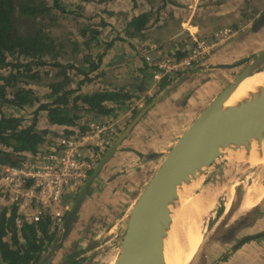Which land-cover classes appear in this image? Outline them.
<instances>
[{
	"label": "crops",
	"instance_id": "obj_1",
	"mask_svg": "<svg viewBox=\"0 0 264 264\" xmlns=\"http://www.w3.org/2000/svg\"><path fill=\"white\" fill-rule=\"evenodd\" d=\"M76 1L86 4L84 0ZM119 2L112 5L118 6ZM143 4L138 0H123L120 6L129 11L121 13L114 12L108 0L94 4L97 9L92 15L90 30L97 33L92 35L99 43L97 45L92 39L89 60L96 61L97 56L103 54L99 69L90 75L92 81L86 88L91 91L115 88L132 95L136 103L124 107L125 111L120 115L124 119H120V124L127 119L128 124L142 109L141 105L166 94L145 113L105 165L79 211L77 223L50 264H80L90 248L84 245L88 240L85 237L90 233L89 226H100L102 220L109 218V209L120 210L119 200L128 202L126 208L131 210L154 162L169 152L209 104L206 102L208 96L212 100L228 85L213 81L214 77L222 76L224 68L221 67L255 57L264 50V26L257 32L251 31L253 23L264 12V0H157L153 6ZM142 14L147 15L148 22L139 34H135L131 23ZM117 17L122 20L115 25ZM86 20L80 17L76 22ZM230 27L234 29L233 36L214 49L208 65L188 69L178 77L154 84L143 59L144 52L156 47L163 55H178L193 45L192 36L211 39L218 29ZM62 51L63 60H78L71 54V49ZM93 51L97 53L92 55ZM71 128L59 126V134ZM250 171L229 185L227 181L223 189L228 196L216 213L210 232L214 238L222 239L216 248L227 246L228 249L220 250L217 260L212 258L206 264H264V164L259 165L254 174ZM124 216L127 218L126 214ZM121 222L122 219L114 226H122ZM229 234L233 241L226 242ZM259 234L260 237L235 247L243 238ZM108 238L103 239L104 244L108 243ZM202 246L206 247L208 243H203L201 235L196 247L182 257L180 264H193Z\"/></svg>",
	"mask_w": 264,
	"mask_h": 264
},
{
	"label": "trees",
	"instance_id": "obj_2",
	"mask_svg": "<svg viewBox=\"0 0 264 264\" xmlns=\"http://www.w3.org/2000/svg\"><path fill=\"white\" fill-rule=\"evenodd\" d=\"M59 1L52 3L58 7ZM42 13L34 7L20 6L15 0H0V167L19 165L23 155L35 156L50 145L55 135L48 128H41L40 123L70 126L75 131L66 132L68 135L81 134L89 121L110 122L125 111L126 105L136 103L132 95L121 89L87 90L92 81L90 75L99 69L103 54L96 61L89 60V53L80 54L83 49L89 52L92 39L98 45L91 35H97L94 30L90 33L86 27L82 28L75 40L65 38L59 43V51L71 49L70 53L79 59L58 64L55 41L34 28L36 17ZM146 16L142 14L132 21L135 34L147 24ZM44 66L61 71L59 80L48 83L49 92L39 99L30 87L45 77V72L40 75ZM33 106L36 107L31 119L23 122L21 111ZM15 217L12 210L7 216L6 209L0 207V264H37L57 238L58 229L52 232L50 221L43 219L36 226L23 222L18 231Z\"/></svg>",
	"mask_w": 264,
	"mask_h": 264
},
{
	"label": "water",
	"instance_id": "obj_3",
	"mask_svg": "<svg viewBox=\"0 0 264 264\" xmlns=\"http://www.w3.org/2000/svg\"><path fill=\"white\" fill-rule=\"evenodd\" d=\"M263 26L264 12L253 23L251 31L257 32ZM241 63H245V67L210 101L177 139L164 156L156 173L136 198L127 216L114 264H167L165 256L170 216L172 210L179 204L178 195L186 186V181L201 171L204 172L206 168L203 169L204 166H209L211 161L218 159L222 152L232 148L236 142L244 141L250 134L264 133V93H251L232 105H226L240 87L241 82L263 66L264 50L255 57L221 68L236 67ZM164 94L166 92L148 104H144V107L105 151L73 200L58 229L57 238L42 254L37 264H50L77 223L79 211L105 165L133 127ZM245 167L244 170L250 168L247 165ZM260 236L261 234L243 238L235 247L248 239ZM214 239L222 242V239H218L217 236ZM227 240L225 241H233L232 234H229ZM200 264H206L205 258L201 257Z\"/></svg>",
	"mask_w": 264,
	"mask_h": 264
},
{
	"label": "built area",
	"instance_id": "obj_4",
	"mask_svg": "<svg viewBox=\"0 0 264 264\" xmlns=\"http://www.w3.org/2000/svg\"><path fill=\"white\" fill-rule=\"evenodd\" d=\"M233 34L231 28H221L211 39L191 35L193 45L178 55H163L156 47L144 52L152 81L157 85L188 69L204 66L210 53ZM116 121H89L85 132L61 136L54 147L48 146L35 156L23 155L19 165L0 167V207L6 209L7 216L11 210L15 213L18 231L23 222L36 226L43 219L50 221L52 232L59 229L70 208L68 203L117 137L118 134L113 138L120 124V120Z\"/></svg>",
	"mask_w": 264,
	"mask_h": 264
},
{
	"label": "rangeland",
	"instance_id": "obj_5",
	"mask_svg": "<svg viewBox=\"0 0 264 264\" xmlns=\"http://www.w3.org/2000/svg\"><path fill=\"white\" fill-rule=\"evenodd\" d=\"M108 1H109L110 5H112L114 2L118 3V0H108ZM119 1L120 2L118 4V6H116L117 4L111 6L113 11L114 12L118 11V13H121L122 11L128 12L129 11L128 9H125V7L123 8L122 6H120L121 2L123 3V0H119ZM138 1H140V4L144 3L143 5L153 6L156 4L157 0H138ZM15 2L17 4H19L20 6L23 5L24 7H26V6L27 7H34L35 10L39 11V13H41L43 11V13L41 15H38L36 17V19H35L36 24L34 25V28H35V30L41 31L42 35L48 36L55 41L56 48H57L56 54L58 57L56 61L60 65H66L67 64L66 62L70 61V60H63V57L61 56L63 54V51L62 50L59 51V43H61L65 38H67V40L68 39L71 40L72 38L75 40V37L78 36V33H79L78 31H81V29H82V28H80L81 26L83 28L86 27L87 32H90L91 31L90 27L92 26L91 20L94 18L92 15L95 14L94 11L97 9L96 6H94L95 3H93V1H90V0L84 1L83 3H86L85 5L81 4L82 2H80V1L77 2L76 0H60L58 7H55L53 5L52 0H15ZM120 16H122V15H120ZM80 17L82 19L89 20V22H87V20L85 22H82V21L76 22V19H78ZM120 20H122L121 17H117V20L115 21V25L119 24L118 21H120ZM121 22H123V21H121ZM231 29L234 31L233 28H231ZM91 35H92V33H91ZM202 39H204V38H202ZM68 50H70V49H68ZM89 52H90V50H89ZM89 52H88V49H85V50L83 49L80 52V54H82L83 56H86V55H88ZM212 53L213 52H211L208 57H210L212 55ZM83 56H81V57L83 58ZM59 57H60V59H59ZM65 57L69 58L68 56H65ZM76 57H78V59H79L78 55ZM11 60H12V58H11ZM205 65H208V62ZM245 65H246L245 63H241L239 66H236V67L224 68L223 72H221L222 76H218L216 78L214 77L213 81H223V82H226L229 84L236 77V75H238L241 72V70L245 67ZM261 69H264V64L261 68H259V70H261ZM47 70L49 72H46ZM59 71H61L60 68L51 67V68L47 69L45 66L42 67L40 75L44 76V72H45L46 73L45 77L42 78V81L39 82V84H33L30 87L34 92L35 97L42 99L49 92V89L47 88V84L52 83L57 79L59 80V75H58ZM66 73H68V70H66ZM178 76H180V75H178ZM207 80L210 81V78H207ZM73 84H75V80H73ZM21 86L27 87L24 84H22ZM204 86L207 87V85H204ZM210 100H211V97L208 96L206 102L210 103ZM35 107L36 106L27 107V109L25 111H21L22 112L21 116H22L23 122L26 121L28 123V119H31V113L33 112ZM122 117L123 116L119 115V117H118L119 119H117V121L115 120L116 118L111 120V121H116L118 123V121ZM123 119H124V117H123ZM123 121L124 122L122 124H120L119 126H117L116 129L114 130L115 132L113 133V138L117 134L119 135L123 131V129H125V127L127 126L126 124H127L128 119L126 121L125 120H123ZM40 127L41 128L45 127L43 129L48 128L51 131V133H54V135H55V137L53 138L54 140H52V142H51L52 144L50 143L51 145L49 147H54L56 145V140L59 137L68 135L67 133H65V131H68V132L75 131V129H72V128L69 130L65 129L64 131H61L59 134V126H54L53 128H51V127L49 128L45 123H40ZM235 148H238V147L236 146ZM233 150H234V147L230 148L229 150H227L228 153L226 152L225 154H223L221 156V159L211 161L210 166L206 167L204 169L205 174L207 172V176H205L204 179L201 180L200 182L196 183L197 185L200 186V189L203 188L204 186H207L209 183H210V185L213 184V182L211 180L214 179L216 175H217L218 180L222 182V187L224 189V187L226 185V181H227V179H225V178L227 176H229L230 174H232L235 171V169H237L238 172L236 173L235 177L229 181L228 185L233 180H235L236 178H238L240 176L247 175L250 170H251L250 173H252V174H254L255 171L259 170V165H256L258 163H255L253 161L252 156L243 155L242 156L243 158H242L240 156L235 155ZM164 156L165 155H162L159 158V161L154 162V166L151 168V173L149 174V176L144 181V187L149 182V180L153 177V175L156 173L157 169L159 168L161 162L164 159ZM247 157H250L249 163L251 165H254V166H251L249 169L244 170L246 168L245 163H239V162H241L242 160H244ZM222 167H223V169L221 170ZM254 169H256V170H254ZM139 180L140 179L138 178V181ZM93 189L97 190V188L95 189L94 187H93ZM196 192H199V191H196ZM227 196H228L227 191L223 192V194L220 196L219 200L217 201L213 212L210 215H208V218L205 220L204 224H202L199 228H196L194 235L190 238L193 240V241H191L192 243L197 244L201 235H202L203 236V243L204 242L208 243V246H206V247L202 246V248L199 249L196 258L193 261L194 262L193 264H200L201 257H203V259L205 258L207 263L211 262L212 258H213V261H216L217 258L219 257L220 250H227L228 249L227 246H224L220 249L216 248L217 245H219V241L214 239V237L212 236L213 233L210 232L211 227L215 223L214 217H216V213H218V211L220 210V207H221L222 203L226 200ZM69 202H70V200H69ZM72 202L68 203L69 207L71 206ZM117 202L121 203V205H122L120 210H114L113 208L109 209L107 211V212H111V214L109 213L110 214L109 218H105V220H102L100 226H97V225L89 226L88 231H90V233L87 237H85V238H88V240H86V243L84 245L85 246L87 245L90 248L87 251V253L84 255L83 260H82V262H80V264H114L116 254L119 250L120 243H121V240H122V237L124 234V229L126 226V219L127 218L124 215L126 214V216H128L130 213V208H128V209L126 208L128 202L126 204L122 203L120 200ZM105 217H107V216H105ZM120 219H122V222H121L122 226H121V224H118L119 226H114V224L117 223ZM91 224H93V223L91 222ZM112 226H114V227H112ZM108 232H109V234H108ZM106 237H109L108 243L104 244L103 239L105 240ZM197 238H198V241H197ZM195 241H197V242H195ZM100 245H101V247H100ZM195 247H196V245H195ZM193 249H192V251H193ZM71 264H73V263H71ZM213 264H215V263H213Z\"/></svg>",
	"mask_w": 264,
	"mask_h": 264
},
{
	"label": "bare ground",
	"instance_id": "obj_6",
	"mask_svg": "<svg viewBox=\"0 0 264 264\" xmlns=\"http://www.w3.org/2000/svg\"><path fill=\"white\" fill-rule=\"evenodd\" d=\"M251 93H264V69H258L244 79L235 94L226 102V105H232L235 101L241 100ZM236 146L238 148H235ZM233 147L235 155L240 157L250 155L253 161L258 163L256 165L264 164V133L250 134L244 141L236 142ZM226 152L227 150L222 152L218 159H221V156ZM249 159L250 157H247L239 163H245V166H254L249 163ZM209 166L206 165L203 169ZM237 172L238 170L235 169L232 174L227 176V181H230ZM205 176H207V172L205 174L202 171L192 176L190 180L186 181V186L179 192V204L172 210L170 216V229L165 256L167 264H180L182 257L192 251L196 243H192L193 240L190 238L194 235L196 228L204 224L223 192L222 182L218 180L217 175L211 180L213 184L210 185L209 183L200 189V186L196 183L203 180Z\"/></svg>",
	"mask_w": 264,
	"mask_h": 264
}]
</instances>
